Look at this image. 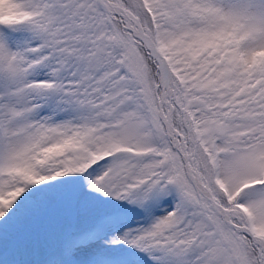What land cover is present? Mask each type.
I'll use <instances>...</instances> for the list:
<instances>
[{"label":"snow or ice","instance_id":"1","mask_svg":"<svg viewBox=\"0 0 264 264\" xmlns=\"http://www.w3.org/2000/svg\"><path fill=\"white\" fill-rule=\"evenodd\" d=\"M0 264H264V0H0Z\"/></svg>","mask_w":264,"mask_h":264}]
</instances>
